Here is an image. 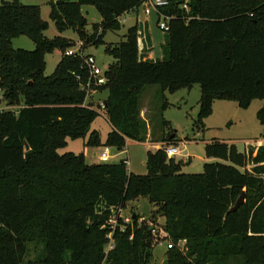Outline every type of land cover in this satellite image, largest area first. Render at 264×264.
Instances as JSON below:
<instances>
[{
    "label": "trees",
    "instance_id": "1",
    "mask_svg": "<svg viewBox=\"0 0 264 264\" xmlns=\"http://www.w3.org/2000/svg\"><path fill=\"white\" fill-rule=\"evenodd\" d=\"M146 1L50 3L60 33L72 29L83 50L104 46L114 60L104 70L106 85L95 88L86 106L75 78L84 72L83 61L65 55L76 43L46 38L41 7L2 0L0 92L8 106L22 107L0 112V264H151L159 245L157 217L166 221L160 225L164 239L174 244L167 264H264V146L249 160L225 142L206 144L207 157L225 163H206L199 175L181 174V164L168 157L165 147L177 144L171 134L148 152L146 176L130 172L123 160L90 165L84 153L58 152L77 139L86 148L119 151L129 140L145 143L149 131L140 101L149 86L171 94L200 86L198 130L218 100L245 110L254 100L264 102V0H166L155 14L158 27L162 16L170 17L162 60L156 61L144 59L153 49L147 21L136 22L121 43L104 42L108 31L122 29L126 13H138ZM88 5L102 18L89 34L82 12ZM22 36L34 51L13 48ZM55 51L62 57L47 76L45 56ZM100 110L112 128L104 143L92 129ZM259 110L264 129V103ZM242 193L245 204L231 213ZM139 198L158 207L155 216L123 222L120 213Z\"/></svg>",
    "mask_w": 264,
    "mask_h": 264
},
{
    "label": "rangeland",
    "instance_id": "2",
    "mask_svg": "<svg viewBox=\"0 0 264 264\" xmlns=\"http://www.w3.org/2000/svg\"><path fill=\"white\" fill-rule=\"evenodd\" d=\"M12 2L13 0H6ZM75 1V0H72ZM52 0H21V3L28 6L41 7V16L44 22L47 23L48 29L45 32L46 38L53 40L55 37H63L69 41L75 42V48L79 46L81 40L78 34L74 30H67L63 33L58 31L57 26L52 22L50 18ZM2 0H0V4ZM83 15L87 20V32H92L93 27L98 25L102 18L98 12V9L94 6H85L82 9ZM137 17L140 21L147 19L148 29L150 32L151 40L153 41L154 58L162 60V43L164 40V31H161L157 25V18L155 13L152 15H146L144 7L141 8L138 13L130 12L126 13L121 19L122 29L120 31H108L104 38V42L118 44L124 40L129 28L136 24ZM146 22V21H142ZM13 48L24 49L27 51H34L35 45L26 37L22 36L12 41ZM71 50V49H69ZM68 51V50H67ZM86 55H93L98 61L102 70H107L108 67L114 62V60L105 54L104 46H90V48L84 50ZM62 54L60 51H55L53 54H47L45 61L47 62L46 75L51 76ZM0 95L1 92H0ZM141 113L142 117L148 125V140L145 143L135 142L129 140L126 148L122 151L116 150L114 157L111 159V163H119L121 160H128L130 172L139 175L146 176L148 169L145 166L147 155L149 151L155 152L159 149L158 146H163L162 143L165 136L171 134L176 135L177 144L174 145L180 149V155H177L174 160L181 164V174H202L205 169L206 163L223 162L222 160L211 159L207 157L206 144H210L213 141H222L228 144L230 147H235V150L239 153H245L247 158L255 157L258 149L264 146V139L262 138L264 129L262 128L259 119L258 112L263 105L262 100H254L248 109H241L237 103L230 101H220L214 103L213 114L208 117L204 123L205 128L198 130L194 127L195 122L199 116L200 109V86H194L192 89H181V91L174 94L168 91L162 92L159 86H149L145 88V91L141 94ZM100 97V96H99ZM99 97L96 100V106L100 103ZM165 103L169 106L163 110ZM22 105L18 107H10L3 99H0V112L1 111H14L18 112ZM102 114L92 125V129L100 132L101 136L105 138L111 131V125L109 124L106 114L100 110ZM166 120L170 123V126H164L163 121ZM151 137V138H150ZM257 140L261 142L255 144ZM82 139L68 140V145L64 149H59L58 152L63 155L66 153H82L84 149ZM257 143V142H256ZM170 146V145H169ZM98 157H93L92 160L100 162L99 156L103 150H97ZM91 152V153H90ZM92 154V151H88ZM101 163V162H100ZM230 165L229 162H226ZM252 165L248 163V170L252 169ZM158 207L150 203L147 198H139L137 200L128 203L127 209L122 211L121 219L123 222L129 224L132 221V217L137 215L141 217V220L149 222L151 218L155 216V212ZM157 216V215H156ZM159 226L164 225L163 218H156ZM167 243L157 245L153 249V260L151 264H165L167 261ZM183 245L180 249H183Z\"/></svg>",
    "mask_w": 264,
    "mask_h": 264
},
{
    "label": "built area",
    "instance_id": "3",
    "mask_svg": "<svg viewBox=\"0 0 264 264\" xmlns=\"http://www.w3.org/2000/svg\"><path fill=\"white\" fill-rule=\"evenodd\" d=\"M167 1L166 0H147L144 3V12L146 15H152L153 13L159 14V8L162 6H166ZM187 9V5L184 6ZM163 15V14H161ZM160 15V16H161ZM170 17L162 16L160 19V25L159 29L161 31H168L169 29V21ZM84 44L81 43L79 46L75 48H71V50H68L65 55L68 57H80V59L83 61L81 70H83V74L80 73H75V78L80 82V90L84 92L86 95V103L85 105L87 106L89 102L92 99V95L95 94L96 90L95 88L101 87L106 85L107 83V78H105L104 75V70L99 66L98 61L95 59L93 55H86L83 50ZM86 75V76H84ZM0 99H2V95H0ZM101 107L104 109V104L101 102ZM103 152L99 156L100 162L101 163H109L111 159L114 157V154L116 152L115 149L112 147H103L102 148ZM166 153L168 157H175L177 155H180V149L177 148L176 146H166L165 147ZM126 168L129 167V162L128 160H123ZM111 224L113 226H116L117 223L113 219L111 221ZM155 229H153V235L157 237L159 240V245H162L164 243H167L166 248L171 249L173 248L174 244L171 240L169 239H164L166 238L167 234L165 231L161 228L159 225L154 226ZM113 248V247H111Z\"/></svg>",
    "mask_w": 264,
    "mask_h": 264
},
{
    "label": "crops",
    "instance_id": "4",
    "mask_svg": "<svg viewBox=\"0 0 264 264\" xmlns=\"http://www.w3.org/2000/svg\"><path fill=\"white\" fill-rule=\"evenodd\" d=\"M142 21H147V19L146 18H144V20H142ZM142 21H140L139 19H138V17H137V20H136V22H138V23H142ZM144 23V22H143ZM163 44V43H162ZM152 48H153V45H152ZM154 50V48L152 49V51L149 53V54H146L145 55V57H144V59L145 60H147V59H150V60H153V61H156V60H160V59H158V58H154V54H155V52L153 51ZM94 130V129H93ZM108 136V135H107ZM107 136L105 137V138H103L102 136V142L104 143L105 141H106V139H107ZM151 138V137H150ZM148 141H150V142H152L151 140H147V142ZM257 142V143H256ZM255 142V144H258V143H260L261 141L260 140H257ZM83 145H84V149H83V152L82 153H84L85 154V158H86V162L88 163V164H90V165H93V163H100V162H95V161H89V160H92L93 159V157H98V151H95V149L94 148H86L85 147V141L83 142ZM159 148H161L160 146H158ZM100 149H102L101 147H100ZM99 148L97 149V150H100ZM88 151H92V154H90V153H88ZM144 220V219H143ZM166 222V221H165ZM165 263H166V261H165Z\"/></svg>",
    "mask_w": 264,
    "mask_h": 264
},
{
    "label": "water",
    "instance_id": "5",
    "mask_svg": "<svg viewBox=\"0 0 264 264\" xmlns=\"http://www.w3.org/2000/svg\"><path fill=\"white\" fill-rule=\"evenodd\" d=\"M26 150H29V146L26 147ZM245 199H246V195L245 193H242L240 196H239V199L237 200V203L235 204V206L230 210L231 213H234V212H237L239 210V208L245 204ZM133 220L137 219V215H134L132 217ZM167 264V261L166 263Z\"/></svg>",
    "mask_w": 264,
    "mask_h": 264
}]
</instances>
